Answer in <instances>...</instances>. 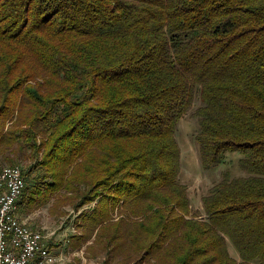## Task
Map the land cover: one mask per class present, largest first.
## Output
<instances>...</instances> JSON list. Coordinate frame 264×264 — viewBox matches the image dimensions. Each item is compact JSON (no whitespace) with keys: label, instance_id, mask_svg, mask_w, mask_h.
Returning <instances> with one entry per match:
<instances>
[{"label":"trees","instance_id":"1","mask_svg":"<svg viewBox=\"0 0 264 264\" xmlns=\"http://www.w3.org/2000/svg\"><path fill=\"white\" fill-rule=\"evenodd\" d=\"M188 115L201 168L244 172L205 217L180 179ZM0 164L32 175L18 208L79 213L90 259L264 264V0H0Z\"/></svg>","mask_w":264,"mask_h":264},{"label":"rangeland","instance_id":"2","mask_svg":"<svg viewBox=\"0 0 264 264\" xmlns=\"http://www.w3.org/2000/svg\"><path fill=\"white\" fill-rule=\"evenodd\" d=\"M196 131V120L190 115L185 116L177 125L176 136L181 150L180 179L187 186L191 210L201 214V217H205L202 210V197L224 175L228 174L232 177H239L244 172L240 165V156L235 153L227 154L224 162L216 168L209 171L202 169L197 144L194 139ZM8 166L10 165L0 164V170ZM14 166L23 168L25 175L27 174L25 167L21 164ZM31 177L25 179L26 186L30 184ZM66 210L68 211L67 215L61 216L57 212L52 214L48 205L36 209L34 206L26 207V203H24L20 209L18 208V215L22 216V218L26 217L27 222L38 224L37 226L35 225L36 229L44 235H47L49 240L51 239V241H54L55 244L57 243L61 247L59 253L67 261L65 264H117L114 259L107 258L108 262H106L104 255L97 258H88L85 254L86 245L77 248L80 241L74 235L76 236L80 233V230L76 226V218L79 213L72 211L70 208H66ZM27 222L26 224L28 225ZM89 243H92V241Z\"/></svg>","mask_w":264,"mask_h":264},{"label":"built area","instance_id":"3","mask_svg":"<svg viewBox=\"0 0 264 264\" xmlns=\"http://www.w3.org/2000/svg\"><path fill=\"white\" fill-rule=\"evenodd\" d=\"M26 185L19 166L7 167L0 176V264H59L61 259L45 246L46 236L25 222L13 224L12 203Z\"/></svg>","mask_w":264,"mask_h":264},{"label":"crops","instance_id":"4","mask_svg":"<svg viewBox=\"0 0 264 264\" xmlns=\"http://www.w3.org/2000/svg\"><path fill=\"white\" fill-rule=\"evenodd\" d=\"M20 209V208H19ZM19 214V213H18ZM19 218L23 221V222H27V218L26 217H23L22 218V216H20L19 215ZM28 223V225H29V227L30 228H32V229H35V230H37L36 229V226L38 225V224H36V223H32V222H27ZM36 225V226H35ZM35 226V227H34ZM46 236V239H45V246L46 247H48L49 249H50V251H51V253L52 254H54L56 257H59L60 259H61V263L60 264H65V262L67 263V261H65L64 259H63V255H61L59 252L61 251V247L60 246H58L57 245V243L55 244V242L54 241H51V239L49 240L48 239V237H47V235H45ZM60 250V251H59ZM58 251V252H57Z\"/></svg>","mask_w":264,"mask_h":264},{"label":"bare ground","instance_id":"5","mask_svg":"<svg viewBox=\"0 0 264 264\" xmlns=\"http://www.w3.org/2000/svg\"><path fill=\"white\" fill-rule=\"evenodd\" d=\"M6 170H7V167H5L2 170H0V176H4V173L6 172ZM25 186L26 185H24V189H25ZM24 189H23V191H24ZM23 191H22V193H23ZM22 193L20 195V198L22 196ZM20 198H17L15 200V203H12V211H14V213H12V222H13V224H21V220L19 219V215H18V202H19ZM60 263L61 262H59V264Z\"/></svg>","mask_w":264,"mask_h":264}]
</instances>
